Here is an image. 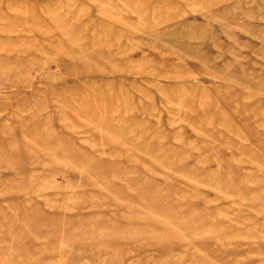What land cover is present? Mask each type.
<instances>
[{
	"label": "rangeland",
	"instance_id": "rangeland-1",
	"mask_svg": "<svg viewBox=\"0 0 264 264\" xmlns=\"http://www.w3.org/2000/svg\"><path fill=\"white\" fill-rule=\"evenodd\" d=\"M0 264H264V0H0Z\"/></svg>",
	"mask_w": 264,
	"mask_h": 264
}]
</instances>
